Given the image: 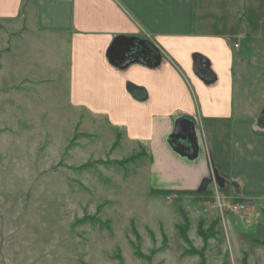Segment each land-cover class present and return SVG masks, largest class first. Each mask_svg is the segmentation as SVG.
I'll return each instance as SVG.
<instances>
[{
  "label": "rangeland",
  "instance_id": "374dc122",
  "mask_svg": "<svg viewBox=\"0 0 264 264\" xmlns=\"http://www.w3.org/2000/svg\"><path fill=\"white\" fill-rule=\"evenodd\" d=\"M196 3L209 32L240 46L235 98L261 112L264 0ZM11 28H0V264H264V210L218 188L229 171V122L218 140L197 121L204 158L188 160H205L217 188L208 196L152 193L167 184L151 174L149 157L136 158L105 119L69 108L48 37L13 38ZM238 203L245 213L231 211Z\"/></svg>",
  "mask_w": 264,
  "mask_h": 264
},
{
  "label": "crops",
  "instance_id": "0c3cea01",
  "mask_svg": "<svg viewBox=\"0 0 264 264\" xmlns=\"http://www.w3.org/2000/svg\"><path fill=\"white\" fill-rule=\"evenodd\" d=\"M198 7L196 0H0V28L12 25L13 38L25 33L32 42L48 37L50 57L62 59L59 67L67 81L69 108L91 119H105L109 128L121 132L116 135L120 141L149 157L151 174L161 175L167 184L152 191L179 192L186 187L176 182L190 181L201 188L204 179L211 181L205 160L200 159L199 167L188 163L203 157L197 121L208 122L210 137L218 140L222 123L229 122V171L218 188L241 201H255L260 213L264 210L263 110L245 111L242 96L235 98L233 69L240 46L231 47L225 36L209 32L211 23L204 26ZM118 37L133 39L128 53L120 54L121 63L133 56L144 63L126 67L110 63L108 50ZM198 57L213 81L195 75ZM180 121L193 126L198 144L195 158H184L174 150L170 136Z\"/></svg>",
  "mask_w": 264,
  "mask_h": 264
},
{
  "label": "water",
  "instance_id": "95a60500",
  "mask_svg": "<svg viewBox=\"0 0 264 264\" xmlns=\"http://www.w3.org/2000/svg\"><path fill=\"white\" fill-rule=\"evenodd\" d=\"M133 46V39L132 38H125V37H118L113 44L111 45V47L108 50V54L107 57L110 61V63H112L113 65L117 66V67H126L127 65L137 62V63H144V60L138 56H133L131 59H125L122 63H121V59H120V54H124V53H128V51L130 50V48H132ZM156 60H158V57H156ZM203 62V59L198 57L196 62H195V66H194V73L196 76L202 78L205 82H211L213 81L214 77L213 75L210 73V71L208 69H204L201 66V63ZM262 113L264 114V110L262 111ZM188 126L187 128L190 129L189 132H186V130L184 129L185 126ZM183 128V130H182ZM181 134H183V138L188 135V137L191 140V149L192 152H187L182 154V152L178 149H176L175 151L182 157L184 158H188V159H192L195 158L197 156L198 153V147L197 144L195 142V140L192 137H195V132L193 129V126L186 122V121H180L176 124L175 129L173 131V133L171 134L170 138L171 139H176L179 137Z\"/></svg>",
  "mask_w": 264,
  "mask_h": 264
},
{
  "label": "trees",
  "instance_id": "16d2710c",
  "mask_svg": "<svg viewBox=\"0 0 264 264\" xmlns=\"http://www.w3.org/2000/svg\"><path fill=\"white\" fill-rule=\"evenodd\" d=\"M131 91H134L135 88L130 87L129 88ZM118 145V140H116L114 142V144L112 145L111 149H114L116 146ZM174 146V145H173ZM175 148V147H174ZM176 150V149H174ZM140 155H135L136 158H138ZM129 160H133V158H129ZM211 185L210 181L207 179H204L202 181L201 184V188L200 191H167V190H163V191H152V193H158V194H162V195H168V194H174V195H178V196H183V195H187V196H198V194H202V195H206L208 196L210 193L207 191L209 186ZM199 231L200 228H199Z\"/></svg>",
  "mask_w": 264,
  "mask_h": 264
},
{
  "label": "flooded vegetation",
  "instance_id": "af4514ba",
  "mask_svg": "<svg viewBox=\"0 0 264 264\" xmlns=\"http://www.w3.org/2000/svg\"><path fill=\"white\" fill-rule=\"evenodd\" d=\"M263 116H264V114H263ZM188 123H190V122H188ZM187 127L188 126L186 125L184 127V129L186 130V132H189L190 129L187 128ZM182 130H183V128H182ZM182 136H183V134H181V132H180L179 137L172 140V143H173L175 149L180 150L182 152V154L187 153V152L191 153L192 152V149H191V144L192 143H191L190 138L188 137V135H186L184 138ZM192 138L195 140V142L197 144L196 137H192ZM197 147H198V144H197Z\"/></svg>",
  "mask_w": 264,
  "mask_h": 264
},
{
  "label": "built area",
  "instance_id": "2783aa9c",
  "mask_svg": "<svg viewBox=\"0 0 264 264\" xmlns=\"http://www.w3.org/2000/svg\"><path fill=\"white\" fill-rule=\"evenodd\" d=\"M235 47L237 48V45H235ZM246 208L247 205H245L244 203H238L230 207L231 211L235 212L236 214L245 213Z\"/></svg>",
  "mask_w": 264,
  "mask_h": 264
}]
</instances>
